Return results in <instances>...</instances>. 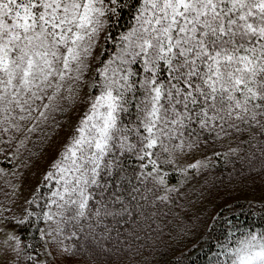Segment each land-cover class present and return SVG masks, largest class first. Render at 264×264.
Returning <instances> with one entry per match:
<instances>
[{"label":"snow or ice","instance_id":"obj_1","mask_svg":"<svg viewBox=\"0 0 264 264\" xmlns=\"http://www.w3.org/2000/svg\"><path fill=\"white\" fill-rule=\"evenodd\" d=\"M103 4L0 0V134L19 131L41 104L48 109L45 101L82 82ZM137 5L120 53L96 69L103 79L100 95L45 177L55 182L51 203L61 210L44 213L45 220L59 215L78 223L110 215L105 193L113 203L120 197L105 177L123 171L126 154L141 162L138 179H157L160 153L183 149L198 130L219 136L244 124L264 134V0H135ZM138 89L139 123L128 127L118 114L128 111ZM90 201L99 205L94 213ZM229 261L264 264V233L240 241Z\"/></svg>","mask_w":264,"mask_h":264},{"label":"trees","instance_id":"obj_2","mask_svg":"<svg viewBox=\"0 0 264 264\" xmlns=\"http://www.w3.org/2000/svg\"><path fill=\"white\" fill-rule=\"evenodd\" d=\"M133 5L135 0H117L116 4L104 0L108 29L101 65L123 47L121 37L135 25L138 5ZM81 87L82 82H77L73 90H64L62 101L58 99L57 107L44 117L40 106L19 131L0 134V167L12 170L36 163L79 103ZM135 96L126 105L128 111L118 114L128 127L139 123L135 104L142 90ZM239 127L240 131L228 129L219 136L198 130L199 135L186 138L183 149L171 155L161 152L160 170L154 174L157 179H138L141 162L131 153L121 157L123 171L105 177L114 185L110 191L120 197V202L113 203L115 197L108 199L105 193L110 215L102 212L100 217L90 215L78 223L57 216L60 225L54 221L48 232L44 213L57 206L30 204L26 218L17 223L24 243L22 254L34 258L24 262L39 264L37 259L49 247L54 256L64 252L80 264H230L229 254L240 241L264 233V134L244 124ZM161 176L163 184L158 182ZM11 195V185L2 184L0 205L6 206ZM15 205L13 199L5 210L11 223L15 222ZM90 206L94 213L99 205L90 201Z\"/></svg>","mask_w":264,"mask_h":264},{"label":"rangeland","instance_id":"obj_3","mask_svg":"<svg viewBox=\"0 0 264 264\" xmlns=\"http://www.w3.org/2000/svg\"><path fill=\"white\" fill-rule=\"evenodd\" d=\"M104 7V4L101 6ZM101 25L93 43L94 48L92 56L89 57L90 67L86 70L83 80L82 87L79 93V103L75 105L68 113L66 119L63 121L62 126L57 135L52 140L51 144L46 149L45 153L38 159L36 163H31L20 167H16L10 170V168L0 167V186L7 184L8 187H12V195L7 199V205H0V264H27L24 259L34 260L30 254H22L23 241L21 240L18 231L17 223L20 220L26 218V211L30 204L34 203L36 207L40 205L48 204L49 207L52 205L51 200L55 199L52 197V192L56 190L54 181H46L45 177L49 171H54L53 164L62 158L66 147L71 143L73 137L77 134L76 129L80 127V122L84 119L85 114L89 112L91 103L95 96L100 95L103 88V79L96 72L97 68H102L108 60L118 55L121 51L119 49L116 53L111 55V58L104 61L101 65V56L105 44V38L108 29V17L107 11L100 17ZM58 99L62 101L61 97H57L54 101L44 103H50V107L45 109L41 104V111L47 113L50 109L57 107ZM50 112V111H49ZM44 186V187H42ZM15 200V222L11 223L8 220V213L5 212L6 208H10V201ZM48 213H58V209H49ZM47 221L49 231L51 230V224L55 221ZM12 237V239H10ZM44 241L46 238L43 235ZM257 239H259L257 237ZM17 240L19 245H17ZM47 243V242H46ZM240 247V244L237 246ZM236 247V248H237ZM235 248V249H236ZM61 256H54L50 251L49 247H46L44 255H40L36 262L43 264L47 260L53 262V264H80L77 260L69 258L66 254L61 253ZM24 256V258H23ZM31 257V259H29Z\"/></svg>","mask_w":264,"mask_h":264}]
</instances>
